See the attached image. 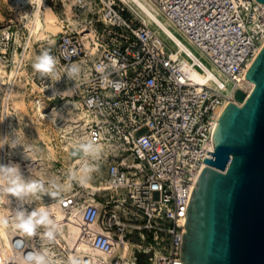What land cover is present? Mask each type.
I'll return each mask as SVG.
<instances>
[{
  "label": "built area",
  "instance_id": "2783aa9c",
  "mask_svg": "<svg viewBox=\"0 0 264 264\" xmlns=\"http://www.w3.org/2000/svg\"><path fill=\"white\" fill-rule=\"evenodd\" d=\"M146 1L197 51V60L170 46L122 0H74L73 23L62 20L58 38H47L38 46V56L48 50L56 57L54 74L34 69L26 75L23 93L28 98L23 101L28 116L30 111L33 115L16 108V84L5 88L0 101V141L4 142L0 165H18L26 183L45 184V161L28 162L22 155L40 152V144L46 145L47 107L53 108L56 101L41 94L53 90L48 83L60 74L61 87L74 89L71 98L83 117L84 143L97 148L94 154L82 148L85 158L93 172L105 171L101 186L91 188L88 195L74 189L75 193L61 198L69 215H81L91 229L83 236L98 253L96 259L90 251L62 246L56 228L51 241L44 235L45 226L38 227L35 235L13 228L17 211L28 215L48 204L45 193L19 199L0 192V219L7 220L0 227L20 261L11 264H26L33 252L46 253L51 264H72V259L78 264H183L180 252L187 206L206 167L204 158H212L207 152L214 151L212 135L220 114L228 103H237L238 89L250 92L243 84L264 46V4ZM58 6L56 1L53 11ZM8 50L9 41L0 52L3 62L9 61ZM36 58L24 56L18 70ZM201 62L222 75L227 90L193 77L195 69L204 73ZM73 64L79 71L70 76ZM56 92L59 96V86ZM52 162L57 168L59 156Z\"/></svg>",
  "mask_w": 264,
  "mask_h": 264
},
{
  "label": "water",
  "instance_id": "95a60500",
  "mask_svg": "<svg viewBox=\"0 0 264 264\" xmlns=\"http://www.w3.org/2000/svg\"><path fill=\"white\" fill-rule=\"evenodd\" d=\"M245 78L254 88L220 114L191 194L183 264H264V46Z\"/></svg>",
  "mask_w": 264,
  "mask_h": 264
},
{
  "label": "rangeland",
  "instance_id": "374dc122",
  "mask_svg": "<svg viewBox=\"0 0 264 264\" xmlns=\"http://www.w3.org/2000/svg\"><path fill=\"white\" fill-rule=\"evenodd\" d=\"M56 1L59 2V6L56 8V10L54 9V12L59 18V22H60L59 25L61 26L62 25L61 21L66 19H68L70 22L73 23V21L75 20V18L73 17V15L75 14V10L73 8L74 0H46V4L52 8L53 4ZM142 19L143 22L145 20L144 23L150 25L152 28H154L155 26L154 30H156L159 33V35L162 36L170 46L175 47L174 43L168 37H166L155 24H153L152 22L147 23L146 19H144L143 17ZM161 19L164 21L162 17ZM25 22H26L25 20H22L21 17L18 16V11H16L15 6L13 7V3L10 0H0V52L7 41H9L10 44V50H8L9 61L6 62L4 60L3 62L0 58V68H1L0 101L4 98L6 94L5 88H7L8 85L16 84L18 81H20L21 84L19 86L16 84L17 85L16 89L18 93L17 94L18 97H16V99L18 100V98L19 99L28 98L26 94H24L23 92H25L27 86L26 75L31 76L34 71L33 68L34 61L31 60L27 61V63L25 64H28V66L22 65V68L20 70H18V66L23 62L22 58L24 56H26L27 59L28 58L31 59L32 57L35 59L36 55L39 53L38 46H40L41 43L45 42L47 38L50 37H51L50 39L58 38L54 34L49 33L47 38L36 40L32 36L29 28L27 27V23ZM177 35L180 38H182V40L187 44L186 40H184V38L180 34L177 33ZM192 50L194 51L195 54L199 55L197 51H195L194 49ZM2 71L6 72L8 75L6 76L4 73H2ZM57 80H59V84ZM57 80L55 79L53 80V82L51 81L48 83L49 86H53L52 88L53 90L51 91L49 90V92H45L41 94V95H45L47 98L51 100L56 101L54 103L56 106H54L53 108L51 106L47 107V114L49 115V118L47 119L45 126V128L47 129L46 138L42 137L46 145L42 146V144H40V152H38L39 150H35L37 155H35L36 154L35 152H27L26 154L22 155V159L28 162L31 160L36 161L39 160L40 158H42L43 161H45L46 163L45 167H47V172L44 174L43 179L45 181V184L43 185L46 189L49 190V193L51 191H56L58 193L56 197H52L50 194L45 193V195H47L48 198V203H52V202L58 203V201L61 200V198H63L64 195L70 194L64 189L63 186L69 180L72 182L74 189L81 191V194L88 195V193L92 191L91 188L88 189L82 185V183L80 182L81 180L79 179L78 176L79 171L85 168L86 163L91 165V171L87 177L88 178L87 180L90 184L96 187H100L101 186L100 182L103 181V178L105 176V171L102 168L93 172L94 168L92 167V164L88 162L90 160L85 158L88 156H86L85 152H83L84 150L81 147V144L84 143L83 140L84 129L82 126V120L80 122L78 121V114H80L79 112L80 110L77 109L74 111L72 109L73 107L70 106L65 107L64 109L62 108V104L66 99H71L73 101L74 100L76 101V99H72L69 97L65 98L63 92L66 86H63L64 88L61 87L60 83H62V81L60 74ZM58 86H59V96L57 95L56 92ZM247 88L249 87L247 86ZM33 90L35 91V94L39 95L38 89L36 90V87H34ZM65 109H67L68 111ZM23 113L28 116L27 107L23 111ZM29 114L30 116L33 115L31 111ZM30 125L31 127H33L32 124ZM33 141L38 142L39 141L38 136H34ZM21 143H23V141H21ZM49 147L51 148L53 147L52 148L53 153H51ZM23 149L24 148H22V150ZM74 150L75 151L78 150L79 153L74 152ZM58 156H59V165L57 168H53L52 161L56 159ZM86 159L88 161H86ZM73 192L75 193L76 191ZM48 243L50 244V241Z\"/></svg>",
  "mask_w": 264,
  "mask_h": 264
},
{
  "label": "bare ground",
  "instance_id": "6f19581e",
  "mask_svg": "<svg viewBox=\"0 0 264 264\" xmlns=\"http://www.w3.org/2000/svg\"><path fill=\"white\" fill-rule=\"evenodd\" d=\"M10 1L13 3V7L15 6L16 11H18V16H20L22 20L26 21L25 23H27V27L29 28L34 39L36 40L45 39L48 37L49 33L54 34L55 36H58L60 34L62 28L59 25L60 24L59 18L56 15V13L53 11V9L49 5L46 4V0H10ZM122 1L126 3L127 5H129L131 8H133V10L140 17H143L144 19H146L147 23L152 22L153 24H155L159 28V30L174 43L175 47L178 50L188 53L189 55H191V57L194 60H197L199 58L198 55L194 53L192 48L188 44H186L182 40V38H180L177 35L176 31L172 27H170V25L165 20L164 22L161 19L158 11L154 7H152L146 0L145 1L144 0H122ZM200 65L204 69V73H200L196 69L193 71V77L197 81L203 82L206 85H215L220 89L227 90L226 80L222 77V75H220L215 69L209 67L205 63L201 62ZM0 71H1V68H0ZM2 73H4L6 76L8 75L6 72L2 71ZM16 84L19 86L21 82L18 81ZM247 86L249 87L247 88L249 91H251L254 88V84L250 82L243 84V87L246 88ZM73 91L74 89L72 87H66L64 88L65 93L63 92V95H65V98L66 97L71 98L73 95ZM15 105H16V108L22 111L25 110L23 98L21 99L18 98V100H16ZM68 106L73 107L72 109L75 111L78 109L79 104L75 100L73 101L71 99H66L64 103L62 104V108L64 109L65 107H68ZM79 112L80 114H78V121L80 122L83 117H82L81 111ZM84 145H87V144L83 143V146ZM49 148H50L51 153H53V149H52L53 147L52 148L49 147ZM88 150H86V152ZM96 151H97V148L94 147L93 149H91L90 152L94 154L96 153ZM86 161L88 160L86 159ZM86 164H85V168L83 170H80L78 173L79 179L81 180L80 182L82 183L84 187L88 189L89 188L95 189L96 186L90 184L87 180L88 179L87 177L91 171V165L89 164L86 165ZM63 186H64V189L68 193L70 194L73 193L74 187L70 180L67 181V183L64 184ZM46 207L51 209L52 219L56 220L57 222V225L55 226V228L59 231V242H61L62 246L66 245L72 250L78 249L82 251H90L91 253L94 254L93 258L96 259L97 257L95 256L98 255V253L92 250L91 245L89 244L87 239L84 238L83 236L88 231H91V229L84 222L82 216L81 215H75V216L71 215L70 216L68 211L63 208V204L61 200H59L58 203L57 202L48 203ZM48 227H52V226H48ZM48 252L49 250H47V253ZM12 262H20V261L17 255L11 249V243H10V238L8 234L6 233L3 227H0V264H11Z\"/></svg>",
  "mask_w": 264,
  "mask_h": 264
},
{
  "label": "clouds",
  "instance_id": "9594fccd",
  "mask_svg": "<svg viewBox=\"0 0 264 264\" xmlns=\"http://www.w3.org/2000/svg\"><path fill=\"white\" fill-rule=\"evenodd\" d=\"M56 63V57L51 55L50 51L44 50L36 58L33 68L41 73L54 74V67ZM78 71L79 68L73 64L70 67L69 75L72 76ZM100 71H103V68H101ZM112 83L115 87H120V85L115 84V82ZM3 143V141H0V147L3 146ZM82 147H84L85 150H88L91 146L84 145ZM0 180H3L4 182V187L3 189H0V192H2L5 196H14L16 198L23 199L29 195L35 196L37 193H47L52 197H56L58 195L56 191H51L49 193V190L44 187L41 181L34 180L26 183L21 177L18 165L15 164L11 166L0 165ZM0 224H7V220L0 219ZM56 225V220L52 219L51 209L46 206H41L28 215H26L23 211H17L12 224L13 228L28 235H35L38 227L45 226L47 231L44 235H46L50 241L55 239L54 228ZM26 264H51V261L46 253L33 252L26 258ZM72 264H78V262L75 259H72Z\"/></svg>",
  "mask_w": 264,
  "mask_h": 264
}]
</instances>
